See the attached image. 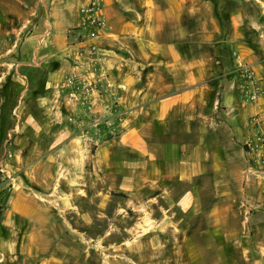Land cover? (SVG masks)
<instances>
[{
	"label": "crops",
	"instance_id": "crops-1",
	"mask_svg": "<svg viewBox=\"0 0 264 264\" xmlns=\"http://www.w3.org/2000/svg\"><path fill=\"white\" fill-rule=\"evenodd\" d=\"M88 1L0 0V264H90L80 202L101 215L117 194L140 215L113 244L127 264H264V173L246 176L244 147L252 116L264 134V0H100L122 122L91 151L57 94Z\"/></svg>",
	"mask_w": 264,
	"mask_h": 264
},
{
	"label": "built area",
	"instance_id": "built-area-1",
	"mask_svg": "<svg viewBox=\"0 0 264 264\" xmlns=\"http://www.w3.org/2000/svg\"><path fill=\"white\" fill-rule=\"evenodd\" d=\"M80 16V31L67 45L66 68L62 71L57 94L71 107L79 135L91 151L120 131L122 114L117 105L121 86L112 81L97 44L105 28L100 0H89ZM239 74L244 82L242 99L246 103L256 102L262 92L255 84L250 65H243ZM103 112L107 113L106 117L101 116ZM260 124L257 115L249 120V138L244 144L250 163L245 170L246 176L262 177L264 173V134Z\"/></svg>",
	"mask_w": 264,
	"mask_h": 264
},
{
	"label": "rangeland",
	"instance_id": "rangeland-1",
	"mask_svg": "<svg viewBox=\"0 0 264 264\" xmlns=\"http://www.w3.org/2000/svg\"><path fill=\"white\" fill-rule=\"evenodd\" d=\"M81 144L84 145L83 138H80ZM88 172V171H87ZM87 194H92L87 186ZM82 210L87 213L85 221L81 218L75 217V225L81 229L85 228V237L87 241V248L90 252V264H110V260H117V264H127V257L138 256L133 251L129 252L125 248H116L113 244L120 243L126 238L123 229L132 222H140V215L135 209L128 208L131 202L126 200L125 195L117 194L115 199L108 200L101 209L99 215L95 202L92 198H87L85 201L80 202ZM76 205L78 202L76 201ZM137 204L135 203V206ZM117 212V215H115ZM80 225H82L80 227ZM139 256L142 255V250L138 251ZM146 255L154 262L158 260L159 251L156 249L144 250ZM171 252V251H170Z\"/></svg>",
	"mask_w": 264,
	"mask_h": 264
}]
</instances>
